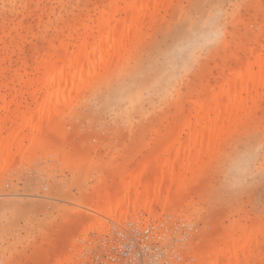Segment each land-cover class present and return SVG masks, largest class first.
<instances>
[{
    "label": "rangeland",
    "instance_id": "374dc122",
    "mask_svg": "<svg viewBox=\"0 0 264 264\" xmlns=\"http://www.w3.org/2000/svg\"><path fill=\"white\" fill-rule=\"evenodd\" d=\"M106 2L0 0V91L23 92L17 78L32 76L33 60L51 43L56 46L58 37L67 36L69 27L87 14L92 15L88 24L95 23V11ZM237 2L241 7L234 11ZM159 11L138 43L127 49L130 53H123L111 76L85 79L70 105L53 116L45 129L46 149H35L25 157L16 154L8 164L0 163V264H94L93 252L113 230L134 224L150 226L153 243L170 264H193L198 250L194 245L232 228L253 231L252 247L263 252L264 263V157L258 156L254 163L251 158L252 150L264 141L263 91L259 97L252 91L255 100L248 118L212 147L206 142L202 172L191 193L185 200L179 198V207L170 214L162 211L163 200L152 214L135 209L121 220L83 206L87 196L101 191L97 179L111 163H126L130 170L150 153L163 132L164 116L175 115L181 106L186 121L193 123L195 111L189 103L197 100L207 82L210 90L217 86L220 68L231 64L232 52L243 62L246 52L264 43V0H168ZM220 31L222 42L185 71L191 53L208 45ZM71 36L76 38L74 33ZM71 36L66 39L69 52ZM131 90L142 93L137 92V97ZM29 99L25 93L16 98L20 111L34 108ZM169 143L155 147L165 149ZM191 150L194 153L196 147ZM135 153L136 160L129 162ZM117 170L108 186L119 183L124 173ZM125 194L126 189L119 190L116 200L120 203ZM78 210L82 211L76 221L79 226H73ZM64 229L66 240L59 243ZM54 243L56 251L47 257L44 252Z\"/></svg>",
    "mask_w": 264,
    "mask_h": 264
},
{
    "label": "bare ground",
    "instance_id": "6f19581e",
    "mask_svg": "<svg viewBox=\"0 0 264 264\" xmlns=\"http://www.w3.org/2000/svg\"><path fill=\"white\" fill-rule=\"evenodd\" d=\"M167 1L107 0L95 11V23L88 24L87 21L91 20L92 15L87 14L84 19L69 27L67 36L58 37L56 46L51 43L40 58L33 60L35 66L32 76H27L26 79L22 75L14 78L22 81L23 92L17 90L18 92L11 95V91L5 94L0 91V111L4 113L0 116V163L8 164L16 154L25 157L35 149H46L45 129L53 116H57L56 114L63 111L62 108L70 105L72 97L82 91L85 79L98 80L101 76L102 79L106 75L111 76L113 69L122 61L123 53L138 43L143 29L153 22ZM73 33L76 38L71 36ZM69 36L72 37L71 40L74 39L71 41V52L68 51L70 43L68 45L66 41ZM245 55V61L242 62L238 53L232 52L229 60L232 65L220 68L217 86L210 90L207 82L197 100L189 103L190 108L195 111L193 123L186 121V109L181 106L175 115L163 117L164 129L157 136L156 145L170 142L166 144L167 148L158 149L156 145L153 146L150 153L136 161L130 170L126 163L120 166L116 162L111 163L104 172L105 175L97 179L101 191L87 196L83 206L106 218L114 216L118 220L126 219L128 213L135 209H146L152 214L161 200L164 213L179 207V198L182 200L184 197L185 200L202 172V158L206 155L203 146L206 142L212 147L226 131L234 129L248 118L255 100L253 94L251 95L252 91H255L256 96H263L264 43L259 49H252ZM149 81L153 82L152 79ZM149 85L151 86L150 82L146 85L147 88ZM145 87L142 89L145 90ZM137 92L135 93L138 97L140 91ZM24 93L30 97V104L33 102L35 106L32 105L33 109L25 107V111H20L18 106L21 104L16 102V98ZM123 96L124 94L118 97ZM130 102L135 103V100ZM185 128L190 131L183 137ZM192 147H196L194 153ZM60 153L64 157V153ZM137 156L136 153L132 154L129 162H134ZM117 168L125 175H120L116 186H108L107 181L114 177L115 172H119L115 171ZM121 189H126V194L119 203L117 194ZM81 212H76L71 225L79 226L76 221ZM66 233V229L61 231L57 242L65 241ZM252 233L253 231L245 233L241 228L219 232L212 240L194 245L198 250L196 249L192 263L264 264L261 263L263 252L252 247ZM56 246V243L50 245L44 255L47 256L50 252L52 255ZM205 249L209 250L210 256L207 255L209 252H204ZM71 257L69 255L64 260Z\"/></svg>",
    "mask_w": 264,
    "mask_h": 264
},
{
    "label": "built area",
    "instance_id": "2783aa9c",
    "mask_svg": "<svg viewBox=\"0 0 264 264\" xmlns=\"http://www.w3.org/2000/svg\"><path fill=\"white\" fill-rule=\"evenodd\" d=\"M93 252L94 264H170L152 239L150 226L117 227Z\"/></svg>",
    "mask_w": 264,
    "mask_h": 264
},
{
    "label": "clouds",
    "instance_id": "9594fccd",
    "mask_svg": "<svg viewBox=\"0 0 264 264\" xmlns=\"http://www.w3.org/2000/svg\"><path fill=\"white\" fill-rule=\"evenodd\" d=\"M220 32L217 33L215 38L211 40L208 45L199 49L198 51L191 53L190 59L187 63L185 71H191L196 66V64L198 63V60L204 55L205 52H207L211 47L222 42L223 35H220ZM258 156L264 157V141H262L260 145H258L256 148L252 150L251 158H252L253 163L255 162ZM261 170L264 171V163H262L261 165Z\"/></svg>",
    "mask_w": 264,
    "mask_h": 264
},
{
    "label": "snow or ice",
    "instance_id": "6c2138e0",
    "mask_svg": "<svg viewBox=\"0 0 264 264\" xmlns=\"http://www.w3.org/2000/svg\"><path fill=\"white\" fill-rule=\"evenodd\" d=\"M241 7V4L237 2L236 4L232 5L233 10H238ZM220 35H223V32H220Z\"/></svg>",
    "mask_w": 264,
    "mask_h": 264
}]
</instances>
